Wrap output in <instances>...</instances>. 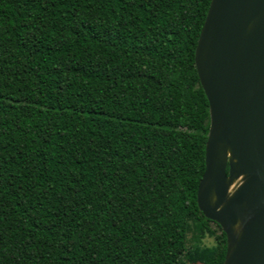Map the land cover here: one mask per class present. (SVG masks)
Wrapping results in <instances>:
<instances>
[{
    "label": "trees",
    "instance_id": "trees-1",
    "mask_svg": "<svg viewBox=\"0 0 264 264\" xmlns=\"http://www.w3.org/2000/svg\"><path fill=\"white\" fill-rule=\"evenodd\" d=\"M209 1L0 0V264L222 263L195 196ZM189 219L214 245L188 252Z\"/></svg>",
    "mask_w": 264,
    "mask_h": 264
},
{
    "label": "water",
    "instance_id": "water-1",
    "mask_svg": "<svg viewBox=\"0 0 264 264\" xmlns=\"http://www.w3.org/2000/svg\"><path fill=\"white\" fill-rule=\"evenodd\" d=\"M193 64L209 117L198 210L225 234L221 264H264V0H210Z\"/></svg>",
    "mask_w": 264,
    "mask_h": 264
},
{
    "label": "rangeland",
    "instance_id": "rangeland-1",
    "mask_svg": "<svg viewBox=\"0 0 264 264\" xmlns=\"http://www.w3.org/2000/svg\"><path fill=\"white\" fill-rule=\"evenodd\" d=\"M239 180L234 181V183L232 184V186L230 187V189H233L237 184H238ZM210 228L214 231L213 234H209V233H202V234H195L193 225L191 220H188V231H187V239H186V244L188 246V252H193L194 249L196 248H205V247H210L212 245H214L215 240H214V234H216L218 232L217 228L210 223ZM189 262L191 264H202L197 257L195 258H191V260H189Z\"/></svg>",
    "mask_w": 264,
    "mask_h": 264
}]
</instances>
